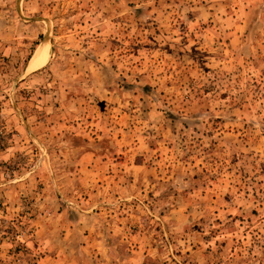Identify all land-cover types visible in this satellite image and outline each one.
I'll return each mask as SVG.
<instances>
[{"label": "rangeland", "instance_id": "rangeland-1", "mask_svg": "<svg viewBox=\"0 0 264 264\" xmlns=\"http://www.w3.org/2000/svg\"><path fill=\"white\" fill-rule=\"evenodd\" d=\"M0 264H264V0H0Z\"/></svg>", "mask_w": 264, "mask_h": 264}, {"label": "bare ground", "instance_id": "bare-ground-1", "mask_svg": "<svg viewBox=\"0 0 264 264\" xmlns=\"http://www.w3.org/2000/svg\"><path fill=\"white\" fill-rule=\"evenodd\" d=\"M37 56H38V54H37ZM39 62H40V64H41V61L39 60V57L38 58H36V55L33 57V59H32V61H31V63H30V65L32 66H36L37 64H39ZM42 63H43V61H42Z\"/></svg>", "mask_w": 264, "mask_h": 264}]
</instances>
